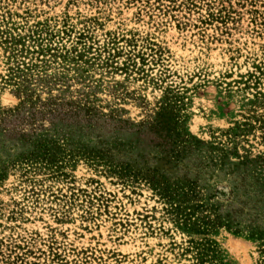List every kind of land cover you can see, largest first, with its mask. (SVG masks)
I'll return each mask as SVG.
<instances>
[{"label":"rangeland","instance_id":"374dc122","mask_svg":"<svg viewBox=\"0 0 264 264\" xmlns=\"http://www.w3.org/2000/svg\"><path fill=\"white\" fill-rule=\"evenodd\" d=\"M154 175L194 183L190 215ZM262 242L264 0H0V264H258Z\"/></svg>","mask_w":264,"mask_h":264},{"label":"trees","instance_id":"16d2710c","mask_svg":"<svg viewBox=\"0 0 264 264\" xmlns=\"http://www.w3.org/2000/svg\"><path fill=\"white\" fill-rule=\"evenodd\" d=\"M149 181L153 184L156 190L159 191L160 194H162L164 197H166L168 200H173L172 202L176 201L178 202L177 205L171 204L173 209L177 211L178 214H185V211L187 208H191L190 206L185 205L187 202H189V195L190 193L194 192L196 189L194 183H190L189 185H177V184H171L166 181V179L161 178L158 175L149 176L147 177ZM185 215H190L189 213H186ZM261 245L263 246L264 243L262 242ZM260 252L262 253V258L260 259V262L258 264H264V248L262 247L260 249ZM199 259L201 261H204L206 256L212 255V257L216 258L217 253L212 246L211 242L207 239V241L203 244V247L200 248V251L198 252Z\"/></svg>","mask_w":264,"mask_h":264}]
</instances>
